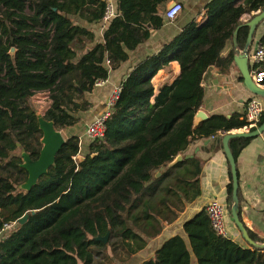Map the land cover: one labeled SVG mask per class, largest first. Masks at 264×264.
Masks as SVG:
<instances>
[{
  "label": "trees",
  "instance_id": "obj_1",
  "mask_svg": "<svg viewBox=\"0 0 264 264\" xmlns=\"http://www.w3.org/2000/svg\"><path fill=\"white\" fill-rule=\"evenodd\" d=\"M107 1L0 0V227L28 214L0 239V264H102L107 249L117 246L128 256L139 253L163 222L175 220L182 199L198 195L199 162L168 165L192 140L245 126L237 117L213 115L194 129L193 117L203 103L204 73L210 67L227 70L232 57L221 52L239 19L263 10L264 3L210 0L205 21L183 28L122 81L105 136L89 143L83 161L76 159L79 139L71 136L47 173L29 191L21 190L27 173L20 154L37 160L41 149L35 94L47 95L43 119L56 131L74 126V114L87 107L84 94L163 24L157 13L167 0H116V15L98 42L71 18L99 24ZM247 32L242 29L243 36ZM10 48L16 49L13 60ZM171 62L180 74L155 94L151 80ZM248 141L241 139L242 147ZM226 191L230 211V184ZM183 229L198 264H264V251L218 237L204 212ZM107 231V244L94 240ZM140 264H190V252L175 236Z\"/></svg>",
  "mask_w": 264,
  "mask_h": 264
},
{
  "label": "crops",
  "instance_id": "obj_2",
  "mask_svg": "<svg viewBox=\"0 0 264 264\" xmlns=\"http://www.w3.org/2000/svg\"><path fill=\"white\" fill-rule=\"evenodd\" d=\"M112 1L116 9V0ZM209 1L167 0L160 5L157 14L163 19L162 26L151 30L147 41L140 44L133 51L128 52L127 61L120 64L117 69L111 70L108 78L100 81L99 85H94L90 93L84 94V100L87 102L86 110L74 114V117L77 118V123L74 126L60 130L64 139L71 136L78 137L80 155L83 156L87 153L89 143L91 142L85 137V129L97 116L105 112L112 90L121 85L122 81L125 80L138 63L158 54L161 48L171 42L183 28L193 22L201 24L205 21V6ZM170 2L181 6V12L173 21H168L165 18V13L168 11L167 7ZM242 2L243 0H237L235 3L240 5ZM261 11L258 10L250 14H244L239 19L240 25L236 29V33L234 32L233 38L221 52L223 58L229 54L232 57V62L227 70L210 67L203 75L202 87L204 98L202 106L198 110H201L206 115L207 120L213 115H218L224 116L226 119L237 117L238 121L244 122L246 105L250 99L256 96L252 95L244 86L241 73L233 59L237 52H242L247 46L249 50L248 67L252 80L256 72L264 71V62L256 63L253 59L256 48L264 44V20L255 28L250 42H248L249 27L247 26V23ZM71 19L74 24L92 30L96 41L99 42L101 40L102 33L105 30V26L102 23L89 24L79 16H73ZM243 28L248 29L246 36H243ZM179 74L180 68L176 62H171L168 66L159 70L151 80L155 94L158 93L161 87L171 85ZM261 88L264 89V83ZM262 99L264 100V98ZM32 102L37 114L41 116L44 115L50 105L45 93L35 94ZM259 125L260 122L257 127ZM197 127H194V129ZM235 131L244 130L242 128L232 129L226 133ZM219 135L222 136V133L217 132L216 137L196 138L180 154L182 160L195 159L199 162L200 171L197 179L198 195L187 201L181 200V210L177 213L175 220H168L162 223L160 234L148 240L146 247L138 253V264L151 258L165 241L175 236L184 239L190 252V264H198L192 252L189 238L184 232L183 225L196 215L202 212L205 213V207L214 201L223 204L226 209L228 239L241 247H251L242 240L239 231L232 222L230 211H227L226 190L230 184L232 192L231 174L229 163L223 152L222 138L224 135L221 138ZM248 140L243 147L241 139H233L229 141L228 145L236 166L238 214L240 221L248 231L250 239L253 236L255 241L251 240L258 245H262L264 244V132L258 137ZM260 250L264 251V249Z\"/></svg>",
  "mask_w": 264,
  "mask_h": 264
},
{
  "label": "water",
  "instance_id": "obj_3",
  "mask_svg": "<svg viewBox=\"0 0 264 264\" xmlns=\"http://www.w3.org/2000/svg\"><path fill=\"white\" fill-rule=\"evenodd\" d=\"M175 5L174 2H170L167 10L172 8ZM264 20V9L257 13L250 22L247 23L249 27V36L248 42H250L252 33L254 32L255 28L259 23ZM236 33V32H235ZM86 49L85 52H87ZM16 53L15 48H10L8 51V55L11 60L14 59ZM234 63L237 65L239 72L241 73L243 84L246 89L254 96L264 98V89L259 88L253 82L252 77L249 72V50L247 46L244 48L242 52H237L236 56L234 57ZM207 120L206 115L201 111L198 110L194 117H193V127H197L200 123ZM37 123L39 130L41 131L42 137L40 139L41 149L39 151V156L37 160H32L30 157L21 152V167L27 173L26 181L20 185V189L23 191H29L38 181V179L47 173L48 169L54 164L55 156L62 148L65 143V139L60 133V131H56L54 129L53 123L46 121L43 119V116L37 114ZM264 132V120L263 122L255 129L250 131H235L226 133L222 138V145H223V152L226 156V159L230 166V174H231V184H232V192H231V202L232 205L230 207V216L232 222L234 223L235 227L240 233L242 240L248 244L249 246L253 247L254 249H264V244L258 245L254 243L249 235L248 231L244 227L243 223L240 221L239 214H238V197H237V187H238V180L236 174V166L234 158L229 149V141L233 139H252L256 138ZM76 159L81 162L83 161V156L77 155ZM182 160L181 155H177L175 159L168 165V167L175 165L176 163ZM159 176V173L156 174ZM32 212L31 214H33ZM28 218V214L24 215L18 220V224L23 225ZM110 232L107 233L103 237H96L94 238L95 241L102 242L103 244L107 243L108 237Z\"/></svg>",
  "mask_w": 264,
  "mask_h": 264
},
{
  "label": "built area",
  "instance_id": "obj_4",
  "mask_svg": "<svg viewBox=\"0 0 264 264\" xmlns=\"http://www.w3.org/2000/svg\"><path fill=\"white\" fill-rule=\"evenodd\" d=\"M264 3V0H261ZM181 12V6L175 4L165 13V18L168 21L176 19ZM116 9L113 1L108 0L104 16L102 18L103 26H107L108 22L115 17ZM253 59L256 63L264 62V44L259 45L253 55ZM253 82L257 87L261 88L264 83V71L256 72L253 77ZM101 82H96L99 85ZM121 91V85L112 90L109 97L107 108L103 114L97 116L85 129V137L92 141H101L106 132V122L111 116V110L117 101ZM264 114V100L261 97H254L250 99L246 105L244 113L245 126L242 128L244 131H250L255 129L259 124ZM205 214L207 215L212 231L222 239H228V223L227 213L223 204L218 202H212L205 207ZM18 224V221L3 223L0 227V239L14 230Z\"/></svg>",
  "mask_w": 264,
  "mask_h": 264
},
{
  "label": "rangeland",
  "instance_id": "obj_5",
  "mask_svg": "<svg viewBox=\"0 0 264 264\" xmlns=\"http://www.w3.org/2000/svg\"><path fill=\"white\" fill-rule=\"evenodd\" d=\"M148 250L151 251L150 248H148ZM138 260V253L135 255L128 256L126 252L119 246H117L115 250L108 248L107 254H104V258L100 259L102 264H138Z\"/></svg>",
  "mask_w": 264,
  "mask_h": 264
}]
</instances>
